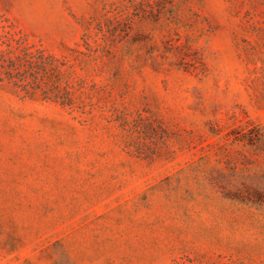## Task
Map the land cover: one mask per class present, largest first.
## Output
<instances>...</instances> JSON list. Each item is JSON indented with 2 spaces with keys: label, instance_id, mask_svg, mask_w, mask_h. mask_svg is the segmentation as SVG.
<instances>
[{
  "label": "rangeland",
  "instance_id": "obj_1",
  "mask_svg": "<svg viewBox=\"0 0 264 264\" xmlns=\"http://www.w3.org/2000/svg\"><path fill=\"white\" fill-rule=\"evenodd\" d=\"M10 32L65 63L0 81V264H264V0H0Z\"/></svg>",
  "mask_w": 264,
  "mask_h": 264
},
{
  "label": "trees",
  "instance_id": "obj_2",
  "mask_svg": "<svg viewBox=\"0 0 264 264\" xmlns=\"http://www.w3.org/2000/svg\"><path fill=\"white\" fill-rule=\"evenodd\" d=\"M3 40L5 48L0 53V81L17 84L25 81L29 71H61L65 63L54 55L46 53L42 48L30 44L26 38L18 37L16 33H8ZM37 87L26 88L25 93L34 96ZM48 97V95H46ZM65 104V100L63 99Z\"/></svg>",
  "mask_w": 264,
  "mask_h": 264
}]
</instances>
